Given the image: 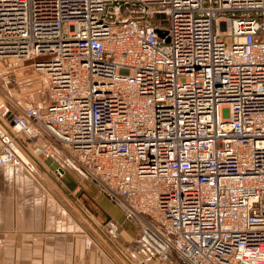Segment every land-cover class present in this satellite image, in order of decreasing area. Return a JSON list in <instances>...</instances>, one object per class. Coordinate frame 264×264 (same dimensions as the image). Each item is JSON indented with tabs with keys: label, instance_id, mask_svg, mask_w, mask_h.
I'll return each instance as SVG.
<instances>
[{
	"label": "built area",
	"instance_id": "built-area-1",
	"mask_svg": "<svg viewBox=\"0 0 264 264\" xmlns=\"http://www.w3.org/2000/svg\"><path fill=\"white\" fill-rule=\"evenodd\" d=\"M6 57L47 81L0 166L71 160L160 262L264 264V0H0Z\"/></svg>",
	"mask_w": 264,
	"mask_h": 264
},
{
	"label": "crops",
	"instance_id": "crops-1",
	"mask_svg": "<svg viewBox=\"0 0 264 264\" xmlns=\"http://www.w3.org/2000/svg\"><path fill=\"white\" fill-rule=\"evenodd\" d=\"M30 95L25 100L35 98ZM7 110H0V120ZM55 160L76 179L59 155ZM53 177L58 179L47 168L30 174L21 166H0V264H129L118 253L103 252L101 241L89 235L88 215L75 205L74 192ZM141 254L166 264L147 250ZM125 256L141 264L133 254Z\"/></svg>",
	"mask_w": 264,
	"mask_h": 264
},
{
	"label": "rangeland",
	"instance_id": "rangeland-1",
	"mask_svg": "<svg viewBox=\"0 0 264 264\" xmlns=\"http://www.w3.org/2000/svg\"><path fill=\"white\" fill-rule=\"evenodd\" d=\"M8 71L11 72V83L5 86L3 84L2 76ZM46 81V75L35 69L32 59L18 60L14 57L0 58V110H5L6 106L8 107L6 101L7 93L24 101L25 98L31 97L30 94H33V97H36L38 87L42 86ZM63 163L64 166L67 167V170L73 168V171L71 169L69 171L77 178L78 181L77 189L71 191L74 192L73 200L75 205L79 206L81 210L88 215V219L84 218V223L86 226H89L88 229L90 237L99 240V242L101 241L102 245L106 249V251L102 249L103 252L119 254V252L109 243L107 240L108 238L118 247L123 255L133 254L141 260V264H147V262L145 263L143 261L144 257H148L150 258L149 260L154 261L151 256L141 254V252L146 253V250L142 248L141 243L136 239L137 227L134 223V219H132V217H130V215L127 214L120 207V205L117 204V202L113 201L108 195L101 191L96 183H93V181L88 179L82 171L78 170L75 167L76 165H74L71 160L67 161L64 159ZM78 173L84 176V178ZM83 180H86L89 185H87V183L82 185ZM97 193H100L101 195H99L96 199ZM85 195H88V198ZM103 198L106 199L107 203H104ZM100 204L103 205L107 211ZM75 205H73V207L76 211L77 209ZM107 214L112 218L108 220ZM123 214L125 215L124 217L129 218L133 224L134 229L131 230L134 233L129 229L128 225H124L120 220L119 216L123 217ZM103 233L107 238L103 235ZM130 262L134 264L131 259Z\"/></svg>",
	"mask_w": 264,
	"mask_h": 264
},
{
	"label": "water",
	"instance_id": "water-1",
	"mask_svg": "<svg viewBox=\"0 0 264 264\" xmlns=\"http://www.w3.org/2000/svg\"><path fill=\"white\" fill-rule=\"evenodd\" d=\"M45 163L50 167V170L52 171V172H55V173H57V172H59L60 173V175H58V179H56L55 177H53L54 179H55V181H56V183H57V185L59 186V187H62V184L66 187V188H68L70 191H73L74 189H76V187H77V178L75 179L73 176H71L70 174H68V173H66L64 170V168H62L60 165H59V163L58 162H56L54 159H52V158H48V159H46V161H45ZM84 183L86 184L87 183V185H89V183L86 181V180H83V183H82V185H84ZM95 190V189H94ZM94 192V191H93ZM99 195H101L100 193H97V196H96V199L98 198V196ZM104 199V203H107V201H106V199L105 198H103ZM98 201V200H97ZM99 203V202H98ZM101 205V204H100ZM102 207H103V205H101ZM104 208V207H103ZM105 210H106V208H104ZM107 211V210H106ZM125 215L123 214V218L124 219H122L123 221V224L124 225H128L129 226V229L131 230V229H134V226H133V224L131 223V221L127 218V217H124ZM88 217V216H87ZM110 218H112V217H109L108 216V220L110 219ZM132 231V230H131ZM133 232V231H132ZM134 233V232H133ZM103 235H104V233H103ZM105 236V235H104ZM106 237V236H105ZM107 238V237H106ZM107 240L109 241V243L119 252V254L120 255H122L124 258H125V260L129 263V264H132L131 262H130V260L125 256V255H123L121 252H120V250L118 249V247L113 243V242H111L108 238H107ZM181 264H184L183 262H181Z\"/></svg>",
	"mask_w": 264,
	"mask_h": 264
},
{
	"label": "bare ground",
	"instance_id": "bare-ground-1",
	"mask_svg": "<svg viewBox=\"0 0 264 264\" xmlns=\"http://www.w3.org/2000/svg\"><path fill=\"white\" fill-rule=\"evenodd\" d=\"M65 171V170H64ZM66 172V171H65ZM76 189H77V187H76ZM118 204V203H117ZM119 205V204H118ZM126 213H127V211H125ZM128 214V213H127ZM108 215V214H107ZM108 216H110V215H108ZM119 218H120V220L121 221H123L122 219H123V217H120L119 216ZM146 250V249H145ZM148 251V250H147ZM152 254V253H151ZM153 255V254H152ZM154 256V255H153ZM155 257V256H154ZM156 258V257H155ZM157 259V258H156ZM150 262L149 263H147V264H156L157 262L156 261H152V260H149ZM159 261V260H158Z\"/></svg>",
	"mask_w": 264,
	"mask_h": 264
}]
</instances>
